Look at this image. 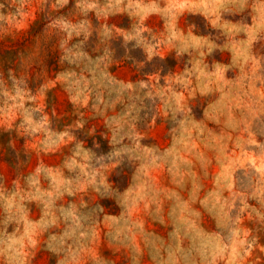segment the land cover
Listing matches in <instances>:
<instances>
[{
  "label": "rangeland",
  "instance_id": "rangeland-1",
  "mask_svg": "<svg viewBox=\"0 0 264 264\" xmlns=\"http://www.w3.org/2000/svg\"><path fill=\"white\" fill-rule=\"evenodd\" d=\"M0 264H264V0H0Z\"/></svg>",
  "mask_w": 264,
  "mask_h": 264
}]
</instances>
